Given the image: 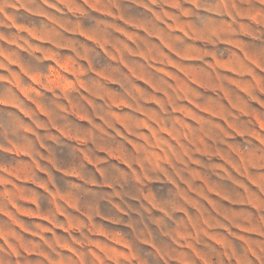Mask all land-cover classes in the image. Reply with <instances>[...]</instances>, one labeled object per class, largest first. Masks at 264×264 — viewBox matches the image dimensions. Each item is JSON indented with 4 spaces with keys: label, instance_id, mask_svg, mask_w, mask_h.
I'll return each mask as SVG.
<instances>
[{
    "label": "rangeland",
    "instance_id": "374dc122",
    "mask_svg": "<svg viewBox=\"0 0 264 264\" xmlns=\"http://www.w3.org/2000/svg\"><path fill=\"white\" fill-rule=\"evenodd\" d=\"M0 264H264V0H0Z\"/></svg>",
    "mask_w": 264,
    "mask_h": 264
}]
</instances>
